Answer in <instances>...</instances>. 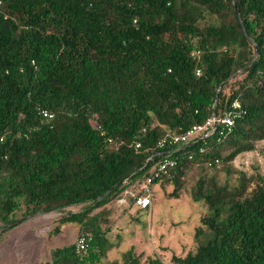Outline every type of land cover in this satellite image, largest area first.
I'll use <instances>...</instances> for the list:
<instances>
[{
  "label": "trees",
  "instance_id": "trees-1",
  "mask_svg": "<svg viewBox=\"0 0 264 264\" xmlns=\"http://www.w3.org/2000/svg\"><path fill=\"white\" fill-rule=\"evenodd\" d=\"M2 2L0 226L60 211L52 234L72 222L90 240L81 253L75 242L54 248L51 264H142L133 248L109 260L106 205L149 176L178 199L197 168L189 196L205 211L193 248L172 264H264V175L232 165L264 142V0ZM234 101L243 113L229 129L155 146L222 118ZM164 161L173 164L158 171Z\"/></svg>",
  "mask_w": 264,
  "mask_h": 264
},
{
  "label": "rangeland",
  "instance_id": "rangeland-1",
  "mask_svg": "<svg viewBox=\"0 0 264 264\" xmlns=\"http://www.w3.org/2000/svg\"><path fill=\"white\" fill-rule=\"evenodd\" d=\"M232 165L247 175H264V142L257 143L255 151L237 156ZM197 177V168L187 171L178 199L168 198L171 186L162 189L158 184L151 185V206L147 213H139L134 206L125 208L120 203L109 202L106 207L114 210L109 236L113 244L110 261L120 259L122 251L133 248L136 254H142V264H149L152 258L172 264V256H183L193 248L195 228L205 211L201 203L192 202L189 196ZM131 190L137 193L138 188ZM80 208L76 205L65 211L76 212ZM60 213L52 211L19 218L23 219L20 223L1 231L0 264H51L50 251L74 243L77 236L72 222L62 224L61 232L52 234Z\"/></svg>",
  "mask_w": 264,
  "mask_h": 264
},
{
  "label": "built area",
  "instance_id": "built-area-1",
  "mask_svg": "<svg viewBox=\"0 0 264 264\" xmlns=\"http://www.w3.org/2000/svg\"><path fill=\"white\" fill-rule=\"evenodd\" d=\"M2 0H0V13L2 11ZM197 74H199L197 72ZM243 113V110L240 107V104L237 101H234L231 105V108L226 112L222 118H216L212 115L204 125H194L188 130L180 134H166L160 139L157 140L155 146L159 149L166 146L172 145H185L193 142L196 138H206L214 134L218 125H222L224 128L229 129L234 123V119ZM42 115L45 118H51V115L46 111H42ZM215 126V127H214ZM96 129H100L98 126H95ZM100 135H104L103 131H100ZM108 143H111L110 139H107ZM140 143L137 142L135 147L138 148ZM171 161H164L159 164L158 171L164 170L167 166L172 165ZM151 183L152 177H146L138 186L139 194L134 193L131 189L126 191L127 197L134 200V206L140 209H147L151 206ZM90 240L88 233L84 231H79L75 243L74 250L77 253L85 252L87 243Z\"/></svg>",
  "mask_w": 264,
  "mask_h": 264
},
{
  "label": "water",
  "instance_id": "water-1",
  "mask_svg": "<svg viewBox=\"0 0 264 264\" xmlns=\"http://www.w3.org/2000/svg\"><path fill=\"white\" fill-rule=\"evenodd\" d=\"M236 15H237V18H238V21H239V23H240V25H241V28H242V30H243V33L247 36V34H246V32H245V28H244V26H243V22H242V19H241V16H240V14H239V12L238 11H236ZM250 41H252V40H250ZM253 42V41H252ZM257 56V52H255V54H254V57H253V59H252V61H251V63L253 62V60L255 59V57ZM250 63V64H251ZM238 73H240V71L239 72H237L236 74H238ZM219 89H220V87H219ZM219 89H218V91H217V95H216V99H215V102H214V104H213V109L215 108V106H216V103H217V97H218V93H219ZM215 127V126H214ZM148 163V162H147ZM147 163L145 164V166L147 165ZM144 166V167H145ZM144 167H142L141 169H139L138 171H140V170H142ZM137 172V171H136ZM126 179H128V177H125L124 179H122L120 182H123V181H125ZM119 182V183H120ZM118 184V183H117ZM114 187L115 186H113V187H111L108 191H106L105 193H103L101 196H99L98 198H97V201H101V200H103L113 189H114ZM40 213H42V212H39V213H37V214H40ZM36 214V215H37ZM28 217V216H27ZM24 218H26V217H24ZM23 218V219H24ZM23 219H20V220H17V221H14V222H11V223H8V224H6V225H1L0 226V229L1 228H4V227H11V226H14V225H16V224H18V223H20Z\"/></svg>",
  "mask_w": 264,
  "mask_h": 264
},
{
  "label": "crops",
  "instance_id": "crops-1",
  "mask_svg": "<svg viewBox=\"0 0 264 264\" xmlns=\"http://www.w3.org/2000/svg\"><path fill=\"white\" fill-rule=\"evenodd\" d=\"M127 191V190H126ZM127 197L126 198H123V199H121V200H119V203L120 204H122V205H124V206H127L126 204H127ZM135 207V206H134ZM77 233V232H76ZM109 260H111V257L109 256Z\"/></svg>",
  "mask_w": 264,
  "mask_h": 264
}]
</instances>
